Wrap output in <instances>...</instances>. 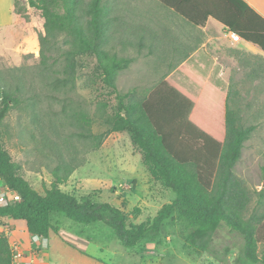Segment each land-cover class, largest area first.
Here are the masks:
<instances>
[{"label": "trees", "instance_id": "trees-1", "mask_svg": "<svg viewBox=\"0 0 264 264\" xmlns=\"http://www.w3.org/2000/svg\"><path fill=\"white\" fill-rule=\"evenodd\" d=\"M157 2L195 28H203L209 19H214L264 53V19L243 0ZM29 9L33 10L40 28V56L44 67L65 63L64 77L51 80L52 89L65 92L74 89L76 72L72 77L68 72L71 62L74 65L82 57L94 58L95 73L101 78L105 92L116 102L113 118H110V100L103 98L98 102L106 133L95 134L93 119L87 113H80L77 120L84 131L78 135L98 150L107 135L128 131L152 176L176 198L165 204L151 222L136 225L120 207L96 201L91 195L78 197L63 191L61 186L79 166L69 167L66 162H60L52 170L54 181L45 194H41L21 174V167L6 150L0 136V178L21 197L19 202L0 207V218L23 220L30 234L45 239L59 232L52 223L54 214L64 215L77 224L100 222L114 230L124 247L135 248L144 240H157L163 224L177 214L190 229L185 238L186 250L209 253L226 263L230 250L226 248L221 256L214 244L215 235L226 226L243 239L241 257L254 264H264L263 216L249 215L252 197L235 174L245 144L256 127L244 125L239 109L229 103L230 92L227 95L215 92L193 73L183 71L203 87L201 97L195 98L176 84L169 77L170 73L152 90L140 93L134 89L122 93L118 77L133 60L110 52L104 44L107 34L112 30L123 35L121 27L126 26L137 34L140 55L160 57L155 54L154 43L162 40L159 32L171 35L165 24L148 20L125 25L128 11L119 6V1L109 4L106 0H28L26 7L21 0H15L14 14L18 21L26 18L25 12ZM59 37L63 38L65 50L54 57V50L60 49L56 41ZM146 49L150 50L148 54L144 52ZM177 68L168 69L172 72ZM2 90L0 127L9 113L22 103L31 108L34 117L38 115L37 96L22 100L21 85L13 88L3 85ZM12 262L9 236L0 231V264Z\"/></svg>", "mask_w": 264, "mask_h": 264}, {"label": "rangeland", "instance_id": "rangeland-1", "mask_svg": "<svg viewBox=\"0 0 264 264\" xmlns=\"http://www.w3.org/2000/svg\"><path fill=\"white\" fill-rule=\"evenodd\" d=\"M21 1L28 7V0ZM116 1L128 11L124 17L125 25L148 20L167 24L165 19L170 11L157 0H106L109 4ZM25 15V19H16L10 26H0V101L3 85L9 88L21 85L22 100L38 97V115L34 117L25 103L9 113L0 127L6 150L21 167V174L41 194L51 187L52 170L60 162H66L69 167L79 164L61 186L63 191L78 197L91 195L96 201L120 207L133 224L151 222L165 204L175 200L176 195L152 176L140 150L133 145L130 133L107 135L98 150L78 135L84 131L77 120L80 113H87L93 119L95 134L107 132L98 110L101 99L110 100V118L114 114L116 102L105 92L101 78L95 73V59L82 57L74 65L71 62L68 72L69 77L76 72L74 89L53 90L49 83L56 77H64L65 63L44 67L40 56V28L32 9ZM121 29L123 35L111 30L104 41L110 52L133 60L130 67L119 74L120 92L152 90L169 73L172 80L182 83L178 85L183 89L191 85L176 72L172 75L173 71L157 67L153 57L140 55L136 46L137 34L127 30L126 26ZM222 33L196 31L195 48H203L210 55L221 58ZM56 41L57 49H60L54 50V57L65 50L63 38ZM255 65L262 67L264 64L259 61ZM248 81L243 79L240 84H232L228 91L231 95L229 103L239 109L244 125L256 127L245 144L235 174L252 197L249 215L263 216L261 223L264 224V78H258V83ZM0 181L4 183L1 178ZM52 223L59 232L46 239L47 249H39V253L43 251L39 264H254L241 257L242 237L226 226L214 237L221 256L226 248L230 250L226 263L209 253L186 250L185 238L190 229L177 214L163 224L157 240H144L135 248L124 247L114 230L104 223L77 224L61 214H54Z\"/></svg>", "mask_w": 264, "mask_h": 264}, {"label": "crops", "instance_id": "crops-1", "mask_svg": "<svg viewBox=\"0 0 264 264\" xmlns=\"http://www.w3.org/2000/svg\"><path fill=\"white\" fill-rule=\"evenodd\" d=\"M243 1L264 19V0ZM14 5L15 0H0V9L4 10L0 11V26H10L15 23ZM167 11L170 12L167 13V18L165 19L167 24L165 25L170 29L171 35L165 36L164 33H157L162 37V40L160 43H154V51L155 54L161 56L156 57L153 55L149 56V58L153 57L155 62L158 63L156 66L160 68L178 67L171 74L173 75L176 72L178 77L181 75L191 83V85L189 84L184 89L192 96L195 98L201 97L203 87L197 85L183 71L193 73L204 85H209L215 92L224 93L225 95H227L230 85L240 84L243 82V79L249 80V83H258V78H264V65L262 67L255 65L259 61H262L264 64V53L259 47L242 39L234 41L232 39L233 33L214 19H209L203 28H195L189 25L183 18L175 15L171 10L167 9ZM189 31L190 36H188ZM196 31L224 32L222 33L224 34L223 44L219 48L221 58L210 55L207 50L203 51V48L191 51L197 44ZM203 46L205 48L206 44L204 43ZM149 51V49H146L144 52L148 54ZM188 53L190 54L185 60V56ZM177 81L179 82V80ZM177 84L181 85L182 83L179 82ZM0 183L3 185V182L0 181ZM0 231L8 234L10 245L16 244L24 251H31L33 249L31 242L33 235L29 233L25 221L9 217L0 218ZM45 241L47 242L46 239ZM42 252L38 255V264L41 257H43Z\"/></svg>", "mask_w": 264, "mask_h": 264}, {"label": "built area", "instance_id": "built-area-1", "mask_svg": "<svg viewBox=\"0 0 264 264\" xmlns=\"http://www.w3.org/2000/svg\"><path fill=\"white\" fill-rule=\"evenodd\" d=\"M232 39L234 41H240L241 38L232 34ZM21 197L18 193L11 191L7 186L1 184L0 186V207L19 202ZM33 249L31 251H24L16 244H11V250L13 255L12 264H38L37 257L39 255V249H47L48 244L45 238L33 235L32 237Z\"/></svg>", "mask_w": 264, "mask_h": 264}]
</instances>
